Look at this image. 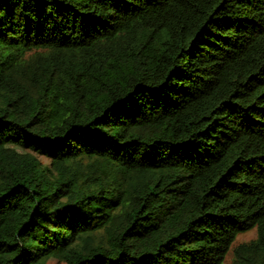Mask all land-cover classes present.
Returning a JSON list of instances; mask_svg holds the SVG:
<instances>
[{
    "label": "trees",
    "instance_id": "16d2710c",
    "mask_svg": "<svg viewBox=\"0 0 264 264\" xmlns=\"http://www.w3.org/2000/svg\"><path fill=\"white\" fill-rule=\"evenodd\" d=\"M254 229L232 264H264V0H0V264H222Z\"/></svg>",
    "mask_w": 264,
    "mask_h": 264
},
{
    "label": "rangeland",
    "instance_id": "374dc122",
    "mask_svg": "<svg viewBox=\"0 0 264 264\" xmlns=\"http://www.w3.org/2000/svg\"><path fill=\"white\" fill-rule=\"evenodd\" d=\"M40 161L43 165H47L48 161L45 159L40 158ZM256 240V230H250L248 232L239 234L234 243L231 246L230 251L228 252V254L225 256L222 264H232L233 263V249H235L237 246L242 245V244H249L253 241Z\"/></svg>",
    "mask_w": 264,
    "mask_h": 264
}]
</instances>
